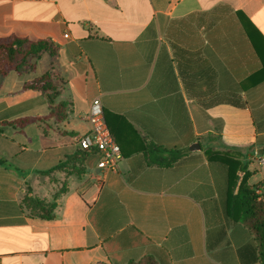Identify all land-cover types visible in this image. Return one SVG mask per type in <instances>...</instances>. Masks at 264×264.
<instances>
[{"label":"crops","instance_id":"0c3cea01","mask_svg":"<svg viewBox=\"0 0 264 264\" xmlns=\"http://www.w3.org/2000/svg\"><path fill=\"white\" fill-rule=\"evenodd\" d=\"M12 36L59 51L0 75V264H261L238 195L246 179L264 203V0H0ZM50 71L65 119L20 128L49 115L23 87ZM96 97L118 171L95 153L81 176L53 171L80 152Z\"/></svg>","mask_w":264,"mask_h":264},{"label":"trees","instance_id":"16d2710c","mask_svg":"<svg viewBox=\"0 0 264 264\" xmlns=\"http://www.w3.org/2000/svg\"><path fill=\"white\" fill-rule=\"evenodd\" d=\"M260 37H262L261 34ZM58 51L59 45L50 40L33 41L17 36L0 39V75L6 77L12 71L20 75L32 72L36 68L37 59L42 54L49 53L55 57L58 55ZM61 86H63V83L54 71L47 72L35 80L26 83L23 87L24 90L32 89L47 94L51 110L49 115L45 117L35 116L19 120L17 122L19 127L22 128L30 122L45 121L51 117H55L59 121L65 119L66 114L63 112L67 104L64 102L56 104L54 102V98ZM91 154L92 152L89 150L80 149L77 155L68 157L64 162L58 164L53 171L67 170L81 176L84 173L82 172L81 163ZM0 164H5V162L0 160ZM242 171L244 170L242 169ZM238 200L240 201L242 210L240 219L249 226L255 235L259 244V260L261 264H264V203L258 200L255 190L247 184L246 179L242 181ZM25 202L30 208L38 211L41 217L46 219L53 218L56 203H45L29 197L26 198ZM128 264H158V262L154 257L147 256L142 260H132Z\"/></svg>","mask_w":264,"mask_h":264},{"label":"built area","instance_id":"2783aa9c","mask_svg":"<svg viewBox=\"0 0 264 264\" xmlns=\"http://www.w3.org/2000/svg\"><path fill=\"white\" fill-rule=\"evenodd\" d=\"M87 120L90 131L80 138L78 142L80 149L98 155L97 167L104 174L118 171L123 155L107 123L100 97L91 101Z\"/></svg>","mask_w":264,"mask_h":264},{"label":"water","instance_id":"95a60500","mask_svg":"<svg viewBox=\"0 0 264 264\" xmlns=\"http://www.w3.org/2000/svg\"><path fill=\"white\" fill-rule=\"evenodd\" d=\"M198 146V144H196Z\"/></svg>","mask_w":264,"mask_h":264}]
</instances>
